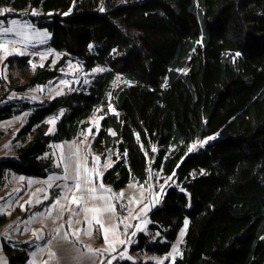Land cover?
Segmentation results:
<instances>
[{"label":"trees","instance_id":"16d2710c","mask_svg":"<svg viewBox=\"0 0 264 264\" xmlns=\"http://www.w3.org/2000/svg\"><path fill=\"white\" fill-rule=\"evenodd\" d=\"M3 6L18 15L39 11L28 18L49 32L48 48L85 71L106 70L86 89L29 103L6 95L45 86L57 70L47 63L31 71L26 56L6 59L24 80L0 95V122L27 119L15 157L0 160V189L8 171L39 179L57 172L50 144L75 140L103 106L91 148L117 154L103 184L114 191L144 184L149 164L178 182L148 213V233L136 234L130 253H169L187 219L173 264H264V0H0ZM117 78L124 82L113 86ZM59 115L47 132L46 118ZM1 244L8 264H26L33 249Z\"/></svg>","mask_w":264,"mask_h":264},{"label":"rangeland","instance_id":"374dc122","mask_svg":"<svg viewBox=\"0 0 264 264\" xmlns=\"http://www.w3.org/2000/svg\"><path fill=\"white\" fill-rule=\"evenodd\" d=\"M40 14L39 11L33 10L29 13L23 12L18 15L13 12L10 6L0 7V95L5 93L9 87L24 80L23 74L14 65L6 63L7 58L26 56L29 60L31 71H34L36 67H43L48 63V67L56 69L59 74L57 79L50 81L45 86L34 87L17 95L13 92L6 93V98L9 100L21 99L29 103L43 102L59 97V95L86 89L95 76L106 70L104 67H97L90 71H85L77 61L65 60L63 53H57L48 48V44L51 41L49 32L33 26L28 18V15L36 17ZM5 28H10L11 31L5 32ZM21 52L23 55L19 54ZM96 69H100V71H96ZM123 82V80L117 78L113 86ZM106 109L107 112L114 113V110L109 105ZM103 114V106L97 107L87 119L86 128L79 133L75 140L50 144L49 153L54 166L58 167L59 172L50 175L47 180L16 175L9 171L6 172L2 179L4 190H0V199L4 195L10 196L24 192V190L27 191L30 188L29 182L41 181L43 183L39 184H43V188H46V191L44 192L42 187L40 188L37 185L32 188L31 196L34 195L35 191L36 193L43 191L46 203L41 208L44 210L47 207L48 200L52 198L50 190H53L54 193L57 191L59 208L62 211L64 209L68 212V215L65 214V218L74 216L75 222L78 223L79 232L75 237L81 242L83 248L97 251L98 260L96 264H113L111 262L116 257L129 259L134 263L139 261L141 263L150 262L152 264H173V260L183 250L184 235L181 236V232H185L186 230L185 221L187 219H185L177 239L173 242L171 250L163 256L147 254L144 251L130 253L128 248L135 244L138 232L148 233V213L161 204L167 187L178 185L177 179L173 176H165L161 172L152 169L148 161L147 180L144 184L140 185L133 182L119 189V191H114L106 184H103L101 177L104 171L109 169L113 161L117 159L116 152L107 151L103 156H100L91 148V144L99 131ZM60 115L46 118L45 125L48 126L47 132L51 134L55 132L56 123ZM26 119L27 114L24 113L0 122V159L15 157L16 148L20 143L15 138L24 126L23 124ZM49 121H55V123H49ZM210 140L212 139L195 141L190 144L188 149L192 148L191 151H195L202 148ZM193 145L195 147H192ZM97 157H99V160L96 159ZM147 159H151V156L148 154ZM78 166L81 174L80 183L82 188V191L79 192L74 187L76 183L74 177L76 176ZM65 176L68 178L63 179ZM56 177H60V179H56ZM101 185H103V188H101ZM88 188H95L96 192L89 193L83 191V189ZM73 193L77 197L83 196V200H81L79 205L72 202ZM22 194L19 204L27 197L25 193L23 196ZM121 194L123 195L121 196ZM99 197H103V199ZM8 199L7 197L6 199H2L0 206L4 203V207ZM109 207L113 208L114 211L105 212L104 216L101 217L102 220L104 217H107L105 227L100 229L97 224H95L96 226L94 225V229L102 237V241L98 242V238H95L93 235L92 238L88 239L83 237L80 231L82 220L85 218L93 219V216L96 215L94 211L87 210ZM16 208L17 204L9 206L8 215L10 217L16 218L26 214L22 208ZM41 208L38 209L39 213H43ZM64 222L66 223L67 221L65 220ZM105 229H107V232H105ZM105 235H107V240H105Z\"/></svg>","mask_w":264,"mask_h":264},{"label":"crops","instance_id":"0c3cea01","mask_svg":"<svg viewBox=\"0 0 264 264\" xmlns=\"http://www.w3.org/2000/svg\"><path fill=\"white\" fill-rule=\"evenodd\" d=\"M55 168L59 172L58 167ZM54 173L48 174L44 180H47ZM39 183L43 182H29L30 188L27 191L24 190V192L10 196H1L0 203L6 197L9 199L6 200L4 207V203L0 206V264H8L5 254L2 252L1 244V242L7 240L28 243L33 247L31 252H29L26 264H96L98 260L97 251L85 249L80 247L79 243H75V241H79L75 237L79 232L78 223L75 222L74 216L65 218V214L68 215V212L64 209L62 211L56 203L59 199V196L56 195L57 191L54 193L53 190H50L52 198L48 200L45 211L41 208L46 203L43 191L38 193L35 191L34 195L31 196L34 186L39 185L44 192L46 191V188H43V184ZM3 188L4 185L0 190ZM24 193L27 197L19 204L21 194L23 196ZM11 204H17L16 209L22 208L26 214L16 218L10 217L8 209ZM40 208L43 213H39L38 209ZM65 220L67 221L66 223L64 222ZM81 223V235L87 239L92 238L94 227L96 226L94 220L85 218ZM98 226L100 227V225Z\"/></svg>","mask_w":264,"mask_h":264},{"label":"snow or ice","instance_id":"6c2138e0","mask_svg":"<svg viewBox=\"0 0 264 264\" xmlns=\"http://www.w3.org/2000/svg\"><path fill=\"white\" fill-rule=\"evenodd\" d=\"M5 32H10L11 29L10 28H5L4 29ZM21 55H23V53H19ZM237 55H239V53H237ZM33 67H35V65H33ZM96 71H100V69H96ZM49 123H55V121H49ZM51 131V129H50ZM209 139H212L211 137ZM192 147H195V145H193ZM192 148L189 149V151H191ZM97 160H99V157L96 158ZM63 162V161H62ZM68 177L65 176L63 177V179H67ZM23 179V178H21ZM56 179H60V177H56ZM76 183L74 185L75 189L77 192L79 191H82V188H81V183H80V180H81V174H80V171H79V166L77 167L76 169V176L74 177ZM88 182V181H86ZM49 187H51V185H49ZM101 188H103V185H101ZM83 191H87L89 193H95L96 192V189L95 188H88V189H83ZM110 191V190H108ZM123 194H121L122 196ZM100 199H103V197H99ZM81 200H83V196H80V197H77L75 195V193H73L72 195V202L73 203H76L77 205L80 204ZM57 204H59V201H56ZM87 211H94L96 213L95 216H93V220H95V223L100 225L101 228H104L105 227V222L107 221V217H104V219L102 220L101 217L104 216V213L105 212H109V211H114L113 208L109 207V208H105V209H100V208H96V209H88ZM187 225H188V221L186 220L185 221V228H187ZM105 232H107V229H105ZM184 235V232L182 231L181 232V236ZM105 240H107V235H105Z\"/></svg>","mask_w":264,"mask_h":264}]
</instances>
